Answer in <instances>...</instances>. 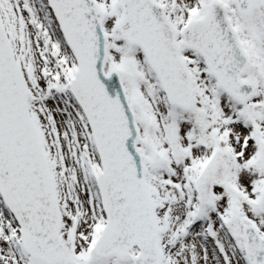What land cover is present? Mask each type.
<instances>
[{
    "label": "snow or ice",
    "instance_id": "6c2138e0",
    "mask_svg": "<svg viewBox=\"0 0 264 264\" xmlns=\"http://www.w3.org/2000/svg\"><path fill=\"white\" fill-rule=\"evenodd\" d=\"M0 264H264V0H0Z\"/></svg>",
    "mask_w": 264,
    "mask_h": 264
}]
</instances>
